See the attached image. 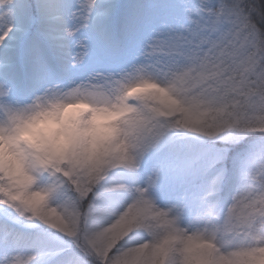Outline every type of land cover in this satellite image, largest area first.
Instances as JSON below:
<instances>
[{
	"label": "snow or ice",
	"instance_id": "1",
	"mask_svg": "<svg viewBox=\"0 0 264 264\" xmlns=\"http://www.w3.org/2000/svg\"><path fill=\"white\" fill-rule=\"evenodd\" d=\"M60 9L58 32L49 24L47 0H24L20 14L30 34L0 65V102L23 104L41 93L120 92L134 113L133 128L144 133L140 161H129V170L139 168L173 129L208 138L205 147L220 177L229 171L226 161L236 143L253 137L249 148L264 145V0H61ZM14 27L0 36V45L6 47ZM90 58L100 67L83 79L71 78L68 65H85ZM130 95L157 103L133 108ZM247 151L231 159L233 172L239 168L248 183L223 216L212 213L205 223L228 237L230 257L246 255V264H253L264 248V150L245 160ZM148 167L144 186L109 184L110 174L99 172H53L47 183L40 182L42 176L30 182L19 203L12 194H0V207L66 238V247L53 253L64 257L59 264H122L126 242L118 241L133 229L162 227L180 239L175 225L187 206L180 202L178 175L157 161ZM114 191L132 196L120 211L107 207V194ZM61 192L68 199L54 204ZM40 255L21 260L5 254L0 264H32Z\"/></svg>",
	"mask_w": 264,
	"mask_h": 264
},
{
	"label": "clouds",
	"instance_id": "2",
	"mask_svg": "<svg viewBox=\"0 0 264 264\" xmlns=\"http://www.w3.org/2000/svg\"><path fill=\"white\" fill-rule=\"evenodd\" d=\"M151 91L161 95L159 88ZM120 96L118 91L53 92L23 104L0 102V194H12L19 203L28 195L25 187L45 174L67 175L75 169L103 176L125 169L129 161L138 163L144 133L133 128L134 113ZM156 103L131 95L127 100L137 109ZM175 227L179 240L157 226L126 233L118 241L126 242L119 254L122 264H246L248 260L246 255L229 256L224 248L228 237L213 224L189 226L178 220ZM138 232L147 238L128 243ZM253 264H264V248L255 253Z\"/></svg>",
	"mask_w": 264,
	"mask_h": 264
},
{
	"label": "rangeland",
	"instance_id": "3",
	"mask_svg": "<svg viewBox=\"0 0 264 264\" xmlns=\"http://www.w3.org/2000/svg\"><path fill=\"white\" fill-rule=\"evenodd\" d=\"M49 24L57 27L59 32L58 21L56 17L59 15L61 0H47ZM24 0H6L0 5V36L3 35L9 25H15L6 39V47L0 45V65L5 62V57L11 52H15L23 46L24 42L29 38L28 25L20 14V7ZM81 32L78 35H83ZM100 65L94 64L90 58L85 65L71 67L68 65V72L71 78L77 80L83 79L94 68ZM57 77V82L60 81ZM67 83V79H64ZM67 90V89H65ZM174 135L167 137L162 141V145L151 149L142 159L141 165L137 169L125 171L123 168L114 170L110 173L108 183L117 184L124 183L129 186H144L149 177L148 163L157 161L161 166L175 171L181 184L180 202L187 207L181 213V220L185 225L190 222L195 226L205 222V219L212 214L213 207H210L205 200L206 196L212 203L219 201L221 205L220 216H223L228 206L232 203L233 197L248 183V178L242 176L241 171L237 168L236 173L229 182L226 183L227 190L223 199L221 194L215 191L214 181L219 168L211 166L213 154L206 150L208 138L201 137L196 133L186 129L171 130ZM243 159L251 160L256 157L264 145H255L251 148L246 147ZM244 150L242 152H244ZM48 175L45 174L41 178V183H47ZM109 200L107 207L112 211H120L123 207L131 202L132 196L126 191H114L107 194ZM67 195L59 193L53 203L65 202ZM156 203L160 206H166L164 202L156 199ZM211 209V213L209 212ZM0 211L9 218V220L23 226V228L33 227L26 221L19 220L16 213L11 209L7 211L0 207ZM59 211V210H58ZM144 232L135 234L128 243H134L146 239ZM6 241V242H5ZM62 248V243L45 234H18L15 230L8 229L0 223V261H3L5 254L8 259H12L18 255L21 260L35 258V253L39 252V258L32 261V264H59L64 258L63 256L55 257L49 260V256L53 255L58 249Z\"/></svg>",
	"mask_w": 264,
	"mask_h": 264
},
{
	"label": "trees",
	"instance_id": "4",
	"mask_svg": "<svg viewBox=\"0 0 264 264\" xmlns=\"http://www.w3.org/2000/svg\"><path fill=\"white\" fill-rule=\"evenodd\" d=\"M30 33H28L29 36ZM254 139L253 137H249L246 138L244 140H241L239 143H236L233 147H232V151L229 155V159L228 161H226V166L228 168V173L223 176L220 177V173H219V169L217 171V176H215V181H214V186H215V191H218L221 194V199L224 198L226 190H227V185L226 183L229 182V179L232 178L234 176V174L236 173L237 169L235 172H233V163H232V155L236 154V153H241L246 147H248L250 145L251 140ZM210 141H208L207 143H209ZM216 143H219V141H216ZM218 168V167H215ZM125 171H131L129 169H124ZM62 195H65V193L62 192ZM206 201L208 203V205L210 207H213L212 209V213H220V209H221V205H219V201H217L215 204L212 203L208 197L203 200ZM82 210H86V206L84 209ZM0 223L3 226H7L8 229L10 230H15L18 234H22L24 235L25 233H30V234H37V233H44V234H49L51 235V237L59 240L62 243V248L66 247L67 245V240L66 238L62 239L60 234L54 232L52 229L44 226V225H35L33 227H27V228H23V226L16 224L15 222L9 220L8 217H6L1 211H0ZM135 236V235H134ZM134 236L132 238H134ZM129 242V241H128ZM57 258L59 257V255H50L49 256V260L52 258Z\"/></svg>",
	"mask_w": 264,
	"mask_h": 264
}]
</instances>
